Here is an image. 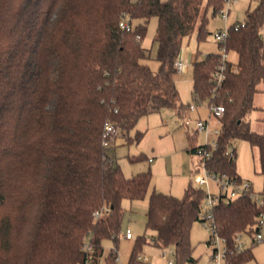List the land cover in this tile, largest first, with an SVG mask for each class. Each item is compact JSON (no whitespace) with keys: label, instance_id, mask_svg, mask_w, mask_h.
Wrapping results in <instances>:
<instances>
[{"label":"trees","instance_id":"obj_1","mask_svg":"<svg viewBox=\"0 0 264 264\" xmlns=\"http://www.w3.org/2000/svg\"><path fill=\"white\" fill-rule=\"evenodd\" d=\"M223 7L224 0H0V264H88L86 239L93 247L89 264H119L123 202L144 200L153 176L150 170L126 176L114 164L112 147L103 146L104 123L132 145L143 138L139 131L131 136L142 117L163 108L190 111L180 99L175 63L194 33L198 43L211 34L208 10L216 16ZM153 17L156 72L143 63L148 50L141 43ZM122 20L133 29L123 30ZM228 30L225 45L237 62L229 61L220 85L212 78L220 53L193 64V104L225 109L218 147L190 137L187 150L212 151L201 163L241 183L235 143L248 141L259 152L264 197V130H252L249 120L255 95L264 91V0L247 12L244 26ZM205 198L192 183L182 197L149 196L151 243L173 247L176 264L197 262L191 230L202 221ZM262 213L264 205L248 195L215 208L226 264L254 260L252 248L237 250L236 236L255 241ZM108 240L115 247L103 261ZM146 243L144 236L136 240L128 264H145L139 251Z\"/></svg>","mask_w":264,"mask_h":264},{"label":"rangeland","instance_id":"obj_2","mask_svg":"<svg viewBox=\"0 0 264 264\" xmlns=\"http://www.w3.org/2000/svg\"><path fill=\"white\" fill-rule=\"evenodd\" d=\"M166 1V0H162ZM259 0H238L230 7L227 20H223L217 16H213L211 10L207 12L208 25L207 28L210 35L201 42L198 43L196 33L187 40L182 49L183 57H188L189 67L187 72H178L175 76L176 81H182V88L186 94V102L193 104V100L190 98L191 79L193 77L192 63L194 59L199 57L203 59L209 53H220L218 42L214 38V33L218 30H226L229 25L242 24L246 21L247 12L254 10L258 5ZM207 6L205 1L204 9ZM227 8H224L226 12ZM157 18L153 17L148 25V31L141 41L142 47L148 50L147 58L143 60V63L147 64L154 72L159 70L160 63L156 60L157 46L154 44V37L157 31ZM184 59V58H183ZM185 60V59H184ZM229 61L236 63L237 55L233 52H229ZM259 89L264 90V84L259 86ZM254 103L256 109L249 116L252 130L256 132H263L264 124L261 120L263 116L264 108V91L258 92L255 95ZM196 105L194 112L189 111L192 122L190 123V129L187 126L182 125V118L179 115H175L173 119L172 133L176 134L179 139L180 136L185 137L186 145L188 144V137L195 139L196 145H204L208 143L203 133L196 131V121L202 119L203 121H209L211 126H220L219 121L210 113V109L207 103ZM174 110V109H172ZM171 110V111H172ZM173 112V111H172ZM185 112V111H184ZM183 112V113H184ZM188 133V134H187ZM120 136V135H118ZM214 135L210 136L212 140ZM236 148V170L242 179L249 180L252 183L253 190L260 194L263 190V178L260 175V161L259 152L257 148H253L248 141L237 140L235 143ZM136 146H117L113 147L110 151L112 159L115 165H119L126 176H132L139 172H143L149 169L147 160L144 161H131L132 154L135 153ZM201 156L194 153H187L186 150L180 153L170 154L168 157H164L157 161L156 168H152L153 178L149 187L147 196L144 200L130 201L125 200L123 202L124 217L122 222V231L117 244V252L119 257V264H128L133 246L139 237H145L147 243L143 245L139 251L141 256H145L147 261L145 264H168L163 259L162 254L168 253L173 247L160 248L151 243L154 232L146 228V212L149 206V195L153 189L162 191L167 194H172L177 197L184 195L185 188L190 183L198 186L197 177L205 176L204 167L201 164ZM203 190L208 193L209 191L214 195H219L221 188L219 184L213 180L208 185L202 187ZM131 230L133 239H126L125 233L127 230ZM264 237V227L262 229ZM211 231L202 221L195 222L191 230V243H192V255L196 259V264H216L212 260V254L214 249L218 246L211 241ZM242 241L245 244V248H252L254 254V260L250 264H264V241L256 242L252 240L251 236H244ZM221 248L225 245L221 242ZM115 247V243L112 240H108L104 243V255L103 261L110 254L111 249ZM176 264V263H175Z\"/></svg>","mask_w":264,"mask_h":264},{"label":"built area","instance_id":"obj_3","mask_svg":"<svg viewBox=\"0 0 264 264\" xmlns=\"http://www.w3.org/2000/svg\"><path fill=\"white\" fill-rule=\"evenodd\" d=\"M238 0H224V7L216 14L217 17L227 20L228 14L230 11V7L233 3H236ZM224 8H227L226 12L224 11ZM244 26V23L237 24L236 28ZM120 27L123 30L131 31L133 27L129 25L125 20H122L120 22ZM229 36V30L228 28L224 30H218L214 33V38L220 44L221 46V52H220V60L219 65L217 66L216 70L212 74V78L214 82L217 85H220L226 78V70L229 63V52L227 50V47L225 45L227 38ZM175 67L177 72H184L187 67V62L184 61L181 57H179L175 63ZM191 111L196 110V105L191 104L190 106ZM211 115H213L217 120L222 117L225 109L221 105H211L209 107ZM187 124H189V121H187ZM196 131L203 133L206 137V143L205 145H209L212 147L213 150L217 149V138L219 134L221 133V127L218 126H211L209 121H203L202 119H198L196 121ZM119 135L118 129L110 122L104 123V131H103V146L106 148H111L113 146V143L117 139ZM214 135V138L211 140L210 136ZM197 154L201 156V158L204 159H210L212 157V151L207 150V148H200L197 151ZM229 156L234 155V151L231 149L228 152ZM205 170V176H198L197 177V184L200 187H204L205 185H208L211 180L217 182L221 188V192L219 195H214L210 191L206 193L205 203L203 211L200 215V218L202 222L205 224L206 227H208L212 233L211 235V242L214 241V244L218 247L214 249V252L212 254V260L216 264H226V253H227V247H226V241L222 239L216 229L215 220H214V211L215 208L221 203L222 199H236L239 196H250L253 198L260 206L264 205V197H262L260 194L256 193L253 190V186L251 182L249 181H242L241 183L234 182L230 177H228L226 174H220L216 172H212L209 169H207L204 165V163H201ZM108 211V210H107ZM96 216H99V213H96ZM258 227L261 229L255 237L256 242H262L264 241V237L262 234V229L264 227V213H262L258 219ZM126 239L130 240L133 239V235L131 230H127L124 236ZM242 236L237 235L236 236V244H237V250H242L245 248V244L242 241ZM223 243L225 245L224 248H221L220 243ZM84 250L87 252V263H90L91 259V252L93 251V247L91 243L86 239L84 240ZM163 259L167 261L168 264H175L176 260V253L174 248L169 250L168 253L162 254ZM139 259L146 262L147 258L145 256H139Z\"/></svg>","mask_w":264,"mask_h":264},{"label":"crops","instance_id":"obj_4","mask_svg":"<svg viewBox=\"0 0 264 264\" xmlns=\"http://www.w3.org/2000/svg\"><path fill=\"white\" fill-rule=\"evenodd\" d=\"M179 57H181L182 59L184 58L185 60L184 59L183 60L187 62V67L185 70V72H187L188 67H189L188 57L187 56H186V58L183 57L182 51H181V54ZM195 60L196 59H194V61L192 63V68H193V64H194ZM181 83H182V81H176V85H177V89L179 91L181 102L184 105H186V104H188L186 102V94L184 92V90L186 88H182ZM190 83H191V88L189 89L190 90V98L193 100V77H192ZM172 109H174V108H163L159 111H156V112H153L147 116H144L139 120L135 130L132 131V133H131V136H134V134L137 131L142 132L144 134L142 140L139 143L128 145L126 143L125 138H123V136L120 135L117 137V139L113 143V147L136 146L137 150H135V153L132 154V157L144 155L146 157V160L149 162V164L152 165V166H149L148 170H150V171L152 170V168H156L158 160H160L164 157H168L170 154L180 153L184 150H186V152L189 153L187 149L189 147L190 137H188V144L186 145L185 137L182 138L180 136V138L178 139L176 137V134L171 132V129L173 130V127H174L173 124H171V122H173V119L175 118L174 113L176 115H179V112L176 109H174V110H172ZM194 111H191V112H194ZM188 112L189 111H187V112L185 111L184 113H182L179 116L182 118L181 124L187 126V128L190 129V126H191L190 123L192 122V120H191L190 114ZM187 121H189V124H187ZM143 172H145V171H143ZM152 176H153V173H152ZM243 180L249 181V180H245V179H243ZM249 182H251V181H249ZM153 191L162 192V191H158L156 189H153L152 192ZM151 193H150V195H151ZM162 193H164V192H162Z\"/></svg>","mask_w":264,"mask_h":264}]
</instances>
